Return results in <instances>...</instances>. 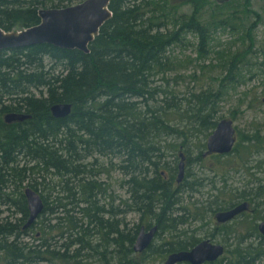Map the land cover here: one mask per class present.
Instances as JSON below:
<instances>
[{
	"label": "trees",
	"instance_id": "trees-1",
	"mask_svg": "<svg viewBox=\"0 0 264 264\" xmlns=\"http://www.w3.org/2000/svg\"><path fill=\"white\" fill-rule=\"evenodd\" d=\"M81 1L0 0V28L10 32L35 26L40 23L39 10ZM184 1L192 6L190 14L180 13L169 0H113L112 17L89 45V53L50 44L0 51V206L12 211L3 217L0 210V264H140L138 258L142 261L155 245L135 254L133 245L141 225L131 227L125 222L130 211L153 219L156 236L171 235L155 247L163 256L198 243L183 240L184 232L178 231L179 225L189 223L186 216L197 221L199 215H189L188 208L179 205L183 188L193 190L194 186L178 184L174 175L169 179L164 170L166 151H176L177 144L167 142L177 136L187 143V131L216 127L213 116L216 101L223 96V80L232 85L240 65L254 53L249 33L255 23L248 16L259 13L250 0L223 5ZM238 26L244 27L235 38L250 44L241 51L222 52L227 74L217 91L203 89L180 100L174 91L158 84L172 70L168 51L180 42L182 32L197 35L202 55L212 41L211 30L233 32ZM57 103H70L71 114L55 118L50 109ZM10 112L30 118L7 123L4 116ZM173 116L181 122L175 123ZM251 139L255 146L262 141L258 132ZM96 155L120 159L117 165L129 199L117 206L113 197L104 200L106 182L98 180L106 169L97 166V159L85 163ZM38 179L43 180L46 195L38 191ZM28 180L42 197L44 209L34 224L25 227L29 209L24 183ZM259 200L264 203L262 184L223 199L217 195L209 206L216 212ZM179 211L183 213L177 215ZM151 226L148 222L147 227ZM219 229L215 227L209 237L215 238ZM253 230L263 239L256 225ZM230 251L233 258L227 264H254L264 255L259 248L240 245ZM217 261L213 264H224L226 259L222 256Z\"/></svg>",
	"mask_w": 264,
	"mask_h": 264
},
{
	"label": "rangeland",
	"instance_id": "rangeland-1",
	"mask_svg": "<svg viewBox=\"0 0 264 264\" xmlns=\"http://www.w3.org/2000/svg\"><path fill=\"white\" fill-rule=\"evenodd\" d=\"M210 1L215 2L214 0ZM169 2L175 9H179L180 13H191L192 6L183 4L184 0H169ZM250 2L252 8L259 13L258 17L255 14L248 16L251 17V22L255 23L254 29L249 33L254 44L252 47L254 53H250L247 61L244 60V63L240 65L238 71H241L235 75L236 80L232 85L223 80V96L221 95L216 101L215 108L217 111L213 116V120L217 121V124L224 118L233 121L236 128L235 149L231 153L219 157L203 156V152L206 151L203 144L207 143L208 137L216 127L208 131H200L197 127L191 131V134L187 131L189 137L187 143H183L182 137L173 136L169 138L167 143L177 144V149L171 152L168 148L169 151H166L165 157L168 166L164 170L169 179L173 175L177 178L180 162L179 153L183 152L185 155V172L182 182L188 186L189 184L194 186L193 190L186 186L183 188L185 191L179 205L187 207L189 215L197 213L198 219L196 221L192 215L186 216L189 223L179 225L178 231L184 232L181 236L186 241L189 238L197 240V242L209 239L213 243L224 245L225 254L223 257L226 259L224 264L229 263L228 260L233 258V253L230 250L234 252L238 245L243 248H259L264 252V237L262 236L263 239L259 238L253 230L255 225L258 229V224L264 220V203L262 200L251 204L250 211L227 223L226 226L217 223L215 213L218 211H211L209 206L214 202L217 195L222 196L223 199L228 197L230 193H238V191L244 190L249 192L256 185H264V0H250ZM209 10L211 12L212 8L209 7ZM209 10L207 9V12ZM224 10L226 12L229 9L224 8ZM207 12L205 15L208 14ZM238 16L241 14L239 13ZM243 22L248 23L246 20ZM243 27L238 26L233 32L221 29L211 30L213 32L212 41L206 47L207 51L202 55L199 53L197 35L192 32H182L180 42L174 44L168 51L172 70L166 74V80L159 81L158 84L162 83V86H167L174 91L180 100L189 98L191 92L198 93L203 89L217 91L221 80L227 74L226 65L221 60L222 52L241 51L250 44L248 42L242 43L235 38L237 32H241ZM170 118H173L175 123L181 122L178 117L177 119L174 116ZM183 126L186 127L185 122H183ZM254 132H258L259 138L262 139L258 146H255L251 141ZM164 144L166 146V143ZM247 146L251 147L247 148ZM96 159L98 160L97 166L106 169V173L98 177V180L106 182L105 188L108 193L104 200L110 201L113 197V204L117 206L120 200L129 199V193L123 186V173L117 165L120 159L114 155L105 157L96 155L87 158L85 163H95ZM37 181L38 191L46 195L45 186L40 184L43 180L38 179ZM29 182L28 180L24 183L25 189L29 187ZM219 190H223V192L225 190V193H220ZM0 210H3V217L12 213V211H7L4 206H0ZM181 213L183 212L179 211L177 215ZM14 216L18 217L19 214ZM124 220L131 227L137 224H140L141 227H147L148 222L152 225L155 224L154 220L148 216L140 218V215L133 211L128 212L124 216ZM217 226L220 229L215 232L216 237H209L214 233L213 230ZM221 226L224 227L225 231L222 230ZM169 239H171L169 233L158 234L153 240L155 246L151 248L152 251H148L149 255L145 256L142 261L138 258L139 263L164 264L168 255L159 254L155 247ZM90 264L95 263L90 262ZM254 264H264V255L257 259Z\"/></svg>",
	"mask_w": 264,
	"mask_h": 264
},
{
	"label": "water",
	"instance_id": "water-1",
	"mask_svg": "<svg viewBox=\"0 0 264 264\" xmlns=\"http://www.w3.org/2000/svg\"><path fill=\"white\" fill-rule=\"evenodd\" d=\"M113 0H83L65 8H46L39 10L40 23L21 30L6 32L0 28V51L25 48L39 44H50L62 49L80 50L89 53V45L99 34L102 26L112 17L110 4ZM219 5L231 0H214ZM51 114L55 118H66L71 114L70 103H57L51 106ZM30 118L25 113L10 112L4 116L7 123L21 122ZM236 128L231 119L224 118L208 137L206 151L203 156L217 154L227 155L234 149ZM180 162L176 182L184 179L185 155L179 153ZM29 216L25 227L34 224L44 209V202L37 191L27 187L24 191ZM250 202L243 201L234 206L215 213L219 224H226L243 213L250 211ZM158 226H142L133 245L135 253H143L153 243ZM258 231L264 237V220L258 224ZM225 253L222 244L209 239L198 242L188 250L170 253L164 264H206L214 263Z\"/></svg>",
	"mask_w": 264,
	"mask_h": 264
}]
</instances>
